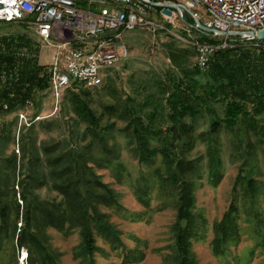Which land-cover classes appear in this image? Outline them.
I'll use <instances>...</instances> for the list:
<instances>
[{
    "label": "trees",
    "instance_id": "trees-1",
    "mask_svg": "<svg viewBox=\"0 0 264 264\" xmlns=\"http://www.w3.org/2000/svg\"><path fill=\"white\" fill-rule=\"evenodd\" d=\"M154 8L161 19V6ZM15 22L23 31H0V116L16 115L12 121H3L10 127L2 126L7 132L0 137L16 143L11 126L18 123V111L44 105L52 94V72L40 61V43L32 36L35 30L28 18L0 21V30ZM169 34L172 40L165 46L170 65L133 75L131 93L112 88L110 100L102 98L96 107L92 87L82 83L86 87L76 90L81 83L74 82L65 89L74 115L58 123L34 113L30 124H24L35 131L61 127L64 135L40 142L37 134L31 139L20 134L21 157L13 152L0 158V247L3 239L10 240L14 248L27 249L28 264H62L48 229L66 233L78 229L81 254L89 264H96L97 236L114 241L119 236L106 211L121 207L119 192L96 169L114 168L122 180L127 169L118 135L126 137L138 161L152 169L150 174L163 192L176 196L173 227L178 264H198L191 251L200 223L194 211L196 180L205 175L211 183L222 179L223 131L233 134L244 158L238 179L247 187L239 191L256 193L249 159L264 144V49L238 41L217 51L209 67L201 70L195 63V47ZM180 34L188 37L189 33L182 30ZM195 35L201 41L218 40L197 31ZM112 68L105 70L103 80ZM201 145L206 149L197 152ZM142 174L138 195L144 200L153 187L149 175ZM44 189L56 195L45 196ZM236 207L232 203L215 223L212 246L216 254H222L240 231Z\"/></svg>",
    "mask_w": 264,
    "mask_h": 264
},
{
    "label": "rangeland",
    "instance_id": "rangeland-1",
    "mask_svg": "<svg viewBox=\"0 0 264 264\" xmlns=\"http://www.w3.org/2000/svg\"><path fill=\"white\" fill-rule=\"evenodd\" d=\"M160 1L168 4L173 2V0ZM160 1L157 2L160 3ZM80 4L99 10L106 7L111 8L108 3L104 4L98 0L92 4L89 0H85L81 1ZM160 6L162 18H158L160 13L155 8L151 9L152 17L159 21H165V24H167L166 22L171 23L173 30L178 34L182 30L187 31L189 23L186 22L192 23V18L188 12L186 22L181 17H175L170 22L164 14V6ZM0 31L3 33L18 32L23 31V27L15 22L1 26ZM195 31L192 28L190 33L197 37ZM169 35L168 31L150 28L125 31L122 34V40L127 44L130 54L113 66L114 68L104 77L102 85L89 88L94 95V105L99 106V101L102 98L110 100L109 91L112 88L122 93H131L133 75L142 74L149 70L159 71L169 66L170 58L165 46L172 40ZM32 36L40 43V61L47 64L51 70L54 49L48 47L36 32L32 33ZM195 63H197V56H195ZM197 65L201 70L209 67L202 69L198 63ZM77 86L80 87H75L76 90L86 87L84 84ZM66 94L65 91L63 95L55 97L53 92L52 94L49 93L42 107H29L18 111L20 112L18 123L11 126H14L15 129L13 133L16 135V143L14 140H6V137H0V158L4 155H12L13 152L20 154L18 140L20 134L22 136L26 134L29 139L37 134L40 142L44 139L62 137L64 132L61 127L54 131L37 129L35 131L33 128L28 130L24 124H30V117L34 113H39L42 117L49 116L58 119V123L63 122V119L70 114L74 115L69 101L65 99L67 98ZM14 117H16L15 114L0 116V136L7 132L4 127L7 129L10 127L6 124L3 125V121H12L15 119ZM119 125H124V122L119 121ZM233 138V134L227 130L221 134L223 143L222 170H224L222 179L217 183H211L205 175L196 180L194 211L198 214L200 223L197 227L196 236L192 238L191 251L198 264H264V144L261 148H257L249 159V165L252 169L250 175L257 182V191L251 195L239 191L242 187H247L243 181L238 179V175L242 171L240 165L244 158L239 156L240 151ZM118 141L124 148L122 159L127 169L122 180L113 173L114 168L112 170L108 167L99 168L96 166V169L104 180L119 192L121 207L106 209L119 231V236L117 241L111 237L97 236L98 250L94 252L93 258L96 264H178L179 254L173 227L177 216L176 196L164 193L162 187L159 186L160 182L155 183L156 181L150 174L152 169L138 161L132 149L129 148L126 137L118 135ZM205 149L206 145H201L197 152H203ZM142 173L149 175L153 187L144 200H141L138 195L142 183ZM41 192L45 196L56 195V192L45 189ZM232 203L237 205L236 208L239 211L240 231L237 236L232 237L227 242L222 254H216L212 246L215 223L224 216ZM48 230L52 235V245L57 247L61 253L62 264H89V260L81 254V245H79L81 237L78 229L72 233L59 232L53 227ZM27 258L28 251L26 248L18 250L14 248L12 241L2 240L0 264H28Z\"/></svg>",
    "mask_w": 264,
    "mask_h": 264
},
{
    "label": "built area",
    "instance_id": "built-area-1",
    "mask_svg": "<svg viewBox=\"0 0 264 264\" xmlns=\"http://www.w3.org/2000/svg\"><path fill=\"white\" fill-rule=\"evenodd\" d=\"M81 1L85 0H0V21L28 18L32 29L54 49L51 89L55 97L74 82L101 84L105 70L130 54L122 34L137 28L178 35L195 47L202 69L217 51L238 41L264 49V37L249 34L264 27V0H173L174 7H168L171 13L164 14L170 22L175 17L186 22L188 12L192 18V23L186 22L188 37L152 17L154 5L149 0H98L111 5L101 10L82 6ZM192 28L218 40L201 41L191 35Z\"/></svg>",
    "mask_w": 264,
    "mask_h": 264
},
{
    "label": "water",
    "instance_id": "water-1",
    "mask_svg": "<svg viewBox=\"0 0 264 264\" xmlns=\"http://www.w3.org/2000/svg\"><path fill=\"white\" fill-rule=\"evenodd\" d=\"M149 1H150L151 4H153V5H155V6H160V5L164 6L163 11H165V12H169V13H171V10H169L168 7H174V5H172V4H168V3H165V2H160V3H159V2L154 1V0H149ZM249 34H251V35H256V34H257V36H258L259 38H263V37H264V27L258 29V30L256 31V33L253 32V31H250Z\"/></svg>",
    "mask_w": 264,
    "mask_h": 264
}]
</instances>
